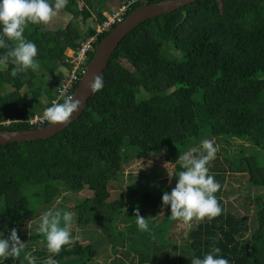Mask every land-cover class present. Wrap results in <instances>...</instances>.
I'll return each mask as SVG.
<instances>
[{
	"label": "trees",
	"instance_id": "1",
	"mask_svg": "<svg viewBox=\"0 0 264 264\" xmlns=\"http://www.w3.org/2000/svg\"><path fill=\"white\" fill-rule=\"evenodd\" d=\"M158 1H138L124 16ZM63 10L73 16L65 26L29 24L25 30L38 48L37 71L12 76L15 65L0 67V88L13 87L0 93V130L34 127L28 118L56 96V89L45 87V74L68 66L66 51L97 33L108 8L69 0ZM109 32L98 36L90 58ZM6 43L0 55L15 46ZM102 76L104 87L66 129L47 140L0 146V231L8 236L16 228L25 244L20 257L5 264H28L29 254L44 264L52 255L38 231L50 209L70 211L74 220L75 243L53 256L58 264H191L215 247L230 264H264V0H197L150 18L127 34ZM8 119L11 124L3 125ZM205 139L218 148L209 168L221 184L216 196L224 212L174 231L182 220L171 219L170 206H163V219L152 226L163 194L177 182L173 176L172 184L156 190L163 185L156 163L162 159L177 174L180 155L206 154ZM237 139L242 146L231 154ZM149 156L156 162L137 176L151 178L152 189L140 187L136 202H128L132 185L130 195L113 196L111 187L124 184L123 167ZM136 209L148 230L137 226ZM127 220L134 225L122 226Z\"/></svg>",
	"mask_w": 264,
	"mask_h": 264
},
{
	"label": "clouds",
	"instance_id": "2",
	"mask_svg": "<svg viewBox=\"0 0 264 264\" xmlns=\"http://www.w3.org/2000/svg\"><path fill=\"white\" fill-rule=\"evenodd\" d=\"M68 2L69 0H55L53 4L51 0H0V48L8 47L6 39L7 41L14 42L15 45L5 54L0 55V67H7L9 63L15 65L11 72L12 76H16L18 72L37 71L40 67L38 48L35 43L26 39L24 35L25 30L29 24L48 25L58 15L59 11L67 6ZM121 4L117 5L113 11L105 12L106 19ZM103 23L97 26V32ZM118 24L100 33L99 36L111 31ZM91 54H89L88 64L92 59L90 58ZM66 61L70 62L69 57H67ZM69 64L66 67L67 73L70 67ZM103 87V76L100 74L94 75L89 82L91 92H98ZM61 95H63V92H61ZM81 104L82 101L80 99H75L71 96L67 97L63 103L52 102L50 107H47L46 110L44 109V117L49 120L47 124L50 122L67 123L74 112L79 110ZM6 121L2 122V124L7 125L5 124ZM33 128L40 127L34 126ZM201 149L206 154L196 156L193 154V151H188L178 157L181 170L177 174H173L168 170L170 178L173 176L177 178L175 187L170 192H165L162 196V206H170L171 219H179L184 223L191 222L193 218L200 221L207 218L211 221L224 212V208L216 196V193L221 188V184L210 174L209 168L210 162L216 159L218 148L214 146L211 140L205 139L201 143ZM195 151L199 152L200 149H196ZM135 216L137 226L141 230H148L149 226L146 218L141 216L139 209H136ZM61 221H63V226H61ZM72 222L73 214L70 211L62 212L50 209L40 218L38 231L45 236L47 249L52 254L47 257L44 264H58V261L53 256L58 255L64 246H71L75 243L71 231ZM24 248L25 244L21 241L16 228H12L8 236L4 235V231H0V264H5V260L8 258H13L14 260L19 258ZM220 252L221 249L215 247L206 253L203 258L199 256L192 257L191 264H230L228 259L219 255ZM25 259L28 261V264H36L35 257L30 254Z\"/></svg>",
	"mask_w": 264,
	"mask_h": 264
},
{
	"label": "water",
	"instance_id": "3",
	"mask_svg": "<svg viewBox=\"0 0 264 264\" xmlns=\"http://www.w3.org/2000/svg\"><path fill=\"white\" fill-rule=\"evenodd\" d=\"M196 1L197 0H161L158 2L143 4L134 9L121 23L115 26L97 46L96 51L86 68V72L83 74L75 90L73 97L75 99H80L82 104L79 107V110L74 112L70 121L67 123L50 122L40 128L0 130V146L11 142L22 143L38 139L47 140L66 129L83 114L88 106L89 99L94 94L89 88L91 78L96 74L103 75L113 53L129 32L150 18L169 14Z\"/></svg>",
	"mask_w": 264,
	"mask_h": 264
},
{
	"label": "rangeland",
	"instance_id": "4",
	"mask_svg": "<svg viewBox=\"0 0 264 264\" xmlns=\"http://www.w3.org/2000/svg\"><path fill=\"white\" fill-rule=\"evenodd\" d=\"M55 1H52V3L54 4ZM96 6L98 4V10L99 9H105L106 7L108 8V12L113 11L115 9V6H117L118 1L117 0H109L108 4H106L107 2H105L104 0H101V2L99 3V0H95ZM79 6H82V4H80ZM95 14V13H94ZM96 15V14H95ZM94 15V16H95ZM73 18V16L71 14H69V12L66 10L61 9L58 13L57 16H55L52 21L48 24V25H44L48 28H58L61 26H65L66 24H68V22ZM92 19H90L89 21H91ZM77 23L80 24V28L84 29V26L82 25V19L78 18L76 20ZM92 22V21H91ZM67 73V68L60 66L59 68H57V70H55L54 73H47L44 84L45 87H47V89H56V82L58 80H60L62 77L64 78L65 74ZM53 88V89H52ZM13 90V87L11 84H3L1 85L0 88V93L2 94H6L10 91ZM242 140H233L232 144L234 145V147L232 146L231 149V154H238L239 153V147L242 146ZM155 161V159L153 157H150L145 159L144 157H140V158H133L126 166L123 167V174H124V184L119 186V187H115L114 185L111 187V190L113 192V196H115V194H117V197H119L120 193L122 194V196L126 197L128 196V186H130V190H134L133 192V197L130 198V200L128 202H136V200H138L141 196V191H140V187L142 188V190H149L152 189V181L151 178H147L145 176H137L139 174V172L141 171V169L143 167H145L146 165H150L153 164ZM168 168V169H167ZM156 169L157 172L159 173L158 176V181L163 182V185L167 184L170 185L172 184V177H169L168 174V170L169 172H172V166H170L169 164L165 163L162 159H160L157 163H156ZM165 182V183H164ZM162 183L160 182V184H157V187H155L156 190L159 191H163L165 189V185L163 186ZM235 187H238V184H234ZM138 190V191H137ZM119 193V194H118ZM82 195H86L88 194V191H83L81 193ZM130 195V193H129ZM231 201L234 202V204L236 206H239V204L237 203L238 201H235V197H231ZM70 206L73 205V203H69ZM164 217V207L160 206L159 210L153 214L150 217V223L152 226L156 225L160 220H162ZM195 219V218H194ZM197 221V219H195ZM74 221V220H73ZM133 220H127L121 223L122 226H126V227H131L132 225H134ZM183 221L178 222L177 221V225L176 228L174 226V231L178 228H182V227H187L188 225L191 224H183ZM74 226V223H72V227ZM31 229V228H30ZM33 227L30 230V233H32V236L35 237L38 235V233H36V231H33ZM28 237H30V234H28ZM38 243L41 241H37Z\"/></svg>",
	"mask_w": 264,
	"mask_h": 264
},
{
	"label": "built area",
	"instance_id": "5",
	"mask_svg": "<svg viewBox=\"0 0 264 264\" xmlns=\"http://www.w3.org/2000/svg\"><path fill=\"white\" fill-rule=\"evenodd\" d=\"M138 1L140 0H128L127 2L121 4L112 15H108V18L100 26L98 32L95 35L89 37L86 41L82 42L81 46L72 51V53L69 55L70 67L68 69V73L66 74V77L62 83L58 86L56 96L52 98L50 104L47 107H50L52 102L61 103L62 100H65L67 97L74 96L76 87L80 82L81 77L86 72L89 54L92 52L99 34L109 30L113 25L122 22L127 10ZM61 92H63V95H61ZM45 110L30 116L28 119L29 124L36 127L46 125L49 120L44 117ZM11 122L12 120L8 119L5 124L8 125Z\"/></svg>",
	"mask_w": 264,
	"mask_h": 264
},
{
	"label": "crops",
	"instance_id": "6",
	"mask_svg": "<svg viewBox=\"0 0 264 264\" xmlns=\"http://www.w3.org/2000/svg\"><path fill=\"white\" fill-rule=\"evenodd\" d=\"M116 7V6H115ZM107 12V11H106ZM72 53V49H68L66 52L67 57H69V55ZM62 81V80H61ZM61 83V82H60Z\"/></svg>",
	"mask_w": 264,
	"mask_h": 264
}]
</instances>
